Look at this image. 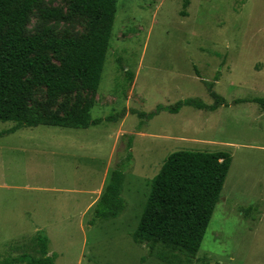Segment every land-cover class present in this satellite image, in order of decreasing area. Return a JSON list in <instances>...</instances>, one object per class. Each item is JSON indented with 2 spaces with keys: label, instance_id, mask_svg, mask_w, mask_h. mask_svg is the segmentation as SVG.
<instances>
[{
  "label": "rangeland",
  "instance_id": "1",
  "mask_svg": "<svg viewBox=\"0 0 264 264\" xmlns=\"http://www.w3.org/2000/svg\"><path fill=\"white\" fill-rule=\"evenodd\" d=\"M71 0H40L25 35L82 37L87 16ZM118 0L113 34L97 92L49 99L51 111L93 102L92 118L122 113L86 129L39 125L7 133L0 121V258H41L38 231L50 238L55 264H264V0ZM57 9L59 17H45ZM55 63L58 60L53 59ZM127 71L133 74L129 79ZM205 81L228 106H184L143 120L130 109L198 97L212 104ZM133 137L129 148V137ZM178 150L227 151L233 161L198 253L135 243L152 178ZM130 155V157H129ZM121 167L126 207L95 218L94 206ZM88 194H87V192ZM89 206V207H88Z\"/></svg>",
  "mask_w": 264,
  "mask_h": 264
},
{
  "label": "trees",
  "instance_id": "2",
  "mask_svg": "<svg viewBox=\"0 0 264 264\" xmlns=\"http://www.w3.org/2000/svg\"><path fill=\"white\" fill-rule=\"evenodd\" d=\"M40 0H0V121L14 122L7 133L23 127L39 125L86 129L106 121H117L125 111L105 118H92L93 102L79 100L75 107L51 111L35 100L44 89L49 99L70 95L79 89L97 92L113 34L118 0H71L74 13L87 16L88 31L82 37H46L25 35L29 13ZM189 0H184L183 16ZM45 17H59L57 9H49ZM53 59L59 61L55 63ZM129 79L133 74L127 71ZM214 81H205L212 104L189 97L173 105L159 104L152 112L130 109L143 120L162 111L177 114L184 106L215 111L229 103L214 90ZM254 102L264 107L263 97L236 99L234 104ZM4 132H0L2 136ZM133 137H129V148ZM130 157V155H129ZM233 156L227 151L178 150L163 162L152 178L150 193L139 223L132 234L135 243L151 250L159 245L179 250L194 257L205 237L212 215L228 176ZM124 170L115 168L94 206L95 218H116L125 209L122 197ZM35 240L42 254L36 258L21 254L1 259L0 264H55L49 255L50 238L38 231Z\"/></svg>",
  "mask_w": 264,
  "mask_h": 264
},
{
  "label": "crops",
  "instance_id": "3",
  "mask_svg": "<svg viewBox=\"0 0 264 264\" xmlns=\"http://www.w3.org/2000/svg\"><path fill=\"white\" fill-rule=\"evenodd\" d=\"M66 128H68V127H66ZM87 192V191H86ZM103 192V191H102ZM102 192H101V194H102ZM87 194H88V192H87ZM101 194H100V196H101ZM100 196H99V198H100ZM99 198L97 199V201L94 203L95 205H96V203L98 202V200H99ZM89 207V206H88Z\"/></svg>",
  "mask_w": 264,
  "mask_h": 264
}]
</instances>
